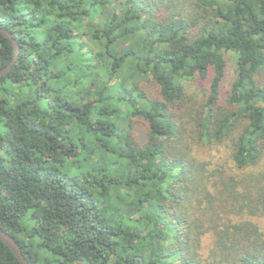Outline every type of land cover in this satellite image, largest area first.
I'll return each instance as SVG.
<instances>
[{
  "label": "trees",
  "instance_id": "1",
  "mask_svg": "<svg viewBox=\"0 0 264 264\" xmlns=\"http://www.w3.org/2000/svg\"><path fill=\"white\" fill-rule=\"evenodd\" d=\"M0 27V227L30 264H264V0H0Z\"/></svg>",
  "mask_w": 264,
  "mask_h": 264
},
{
  "label": "rangeland",
  "instance_id": "2",
  "mask_svg": "<svg viewBox=\"0 0 264 264\" xmlns=\"http://www.w3.org/2000/svg\"><path fill=\"white\" fill-rule=\"evenodd\" d=\"M229 69H228V76H227V80H226V84L225 87L226 89H230L233 82L235 81L236 78V58L234 55L229 54ZM187 86V90L190 94L194 95V96H200V93L202 91L203 85L201 83H196V82H189L188 84H186ZM209 156L207 157L208 159H211L212 153L208 152ZM207 154V155H208ZM212 158H214V165H216V162L219 161L220 164H226L228 166V168H230V162L228 161V155L226 153L223 154H219L216 153L215 156H213ZM219 164V165H220ZM255 221L260 225V227L264 230V218H256Z\"/></svg>",
  "mask_w": 264,
  "mask_h": 264
},
{
  "label": "water",
  "instance_id": "3",
  "mask_svg": "<svg viewBox=\"0 0 264 264\" xmlns=\"http://www.w3.org/2000/svg\"><path fill=\"white\" fill-rule=\"evenodd\" d=\"M0 32L3 33L6 37L10 38L13 41L14 46L16 48L15 58L13 59L11 64L0 71V77H5L11 72V70L13 69V66L18 60L19 53H20V46L10 32L6 31L5 29L1 27H0ZM0 238L10 247V249L13 251V253L16 255V257L19 259V261L22 264H30L29 260L26 258L25 254L23 253L18 240L14 236H12L10 233L6 232L1 227H0Z\"/></svg>",
  "mask_w": 264,
  "mask_h": 264
}]
</instances>
